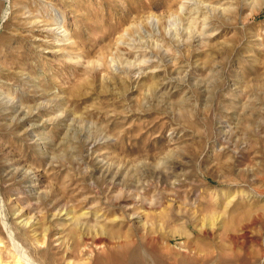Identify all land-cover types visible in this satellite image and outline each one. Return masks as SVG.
Masks as SVG:
<instances>
[{
	"label": "rangeland",
	"instance_id": "obj_1",
	"mask_svg": "<svg viewBox=\"0 0 264 264\" xmlns=\"http://www.w3.org/2000/svg\"><path fill=\"white\" fill-rule=\"evenodd\" d=\"M0 239L264 264V0H0Z\"/></svg>",
	"mask_w": 264,
	"mask_h": 264
},
{
	"label": "bare ground",
	"instance_id": "obj_2",
	"mask_svg": "<svg viewBox=\"0 0 264 264\" xmlns=\"http://www.w3.org/2000/svg\"><path fill=\"white\" fill-rule=\"evenodd\" d=\"M20 110V109H18ZM14 111V110H13ZM20 112V111H19ZM19 116V115H18ZM20 118V117H19ZM23 120V119H22ZM112 168V167H111ZM97 169V168H96ZM116 170V169H115ZM112 170L111 169H108L105 171V173L103 174V177H107V175H111L112 174ZM115 174H117L116 172H114ZM25 174V173H24ZM20 176V175H19ZM116 177L113 176L112 178ZM28 178V175H24L23 176V181L26 180ZM117 178V177H116ZM121 179V177H120ZM23 185V184H22ZM66 216H68V221L70 222V225H69V230L71 231L70 233L72 234V236L74 238H72V245L74 243V240L73 239H76L77 237H75V235L77 233H80L81 235V242L84 243L85 245L86 244H89V240L85 238V229L83 230V227H82V223L79 222V217L78 216H71L68 212L65 213ZM81 216V215H79ZM67 219V218H66ZM81 221V220H80ZM29 224V225H28ZM32 224H37V222L35 223V221H30L28 220L27 222H23V227L24 228H27L28 226L31 227ZM80 224V225H79ZM52 230V228H50V231ZM99 230V229H98ZM61 231V230H60ZM62 232V231H61ZM70 235V234H69ZM102 236L100 235V233H97L94 240H93V244L94 245H98L99 247V244L102 243ZM38 240V239H37ZM71 240V239H70ZM130 241L132 240H129V241H125L124 242V245L125 247L123 248V250L118 254V255H112L108 258V261L106 263H104L103 261H98L96 264H151L150 261H148L145 253L142 252V249H140L139 247H136V248H130L132 246L133 243H131ZM0 243H4L2 241V239H0ZM38 243V242H37ZM43 243V242H42ZM58 243V241H57ZM39 245V244H38ZM0 247H5L4 244H0ZM101 247V246H100ZM70 248V247H69ZM68 248V249H69ZM86 248V247H85ZM131 249V250H130ZM147 249V248H146ZM149 251V250H148ZM19 252V251H18ZM16 253V252H15ZM14 255V253H13ZM21 255V254H20ZM19 255V256H20ZM15 259H16V263H22V260H21V257L20 258H17L16 256H13ZM159 260V259H158ZM25 262V261H24ZM157 262V261H156ZM0 264H3L2 263V260L0 258ZM28 264V263H27Z\"/></svg>",
	"mask_w": 264,
	"mask_h": 264
}]
</instances>
